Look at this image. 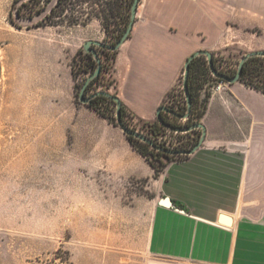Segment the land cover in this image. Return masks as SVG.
<instances>
[{
  "label": "rangeland",
  "instance_id": "1",
  "mask_svg": "<svg viewBox=\"0 0 264 264\" xmlns=\"http://www.w3.org/2000/svg\"><path fill=\"white\" fill-rule=\"evenodd\" d=\"M126 1L0 0V264H190L148 252L163 169L152 178L136 176L110 161V124L119 128L116 108L99 102L93 109L78 98L92 74L79 56L83 41L114 44ZM107 2L116 10L107 11L106 33L94 15L108 9ZM17 8L26 17L43 12L22 20ZM47 46L55 55L43 60L37 52ZM247 53L217 55L216 68L233 76ZM102 58L101 78L85 97L114 93L113 58ZM259 67L264 70V61ZM210 76L201 99L212 92L216 79ZM125 120L128 129L174 150L189 149L198 136L188 134V140L130 112ZM143 158L158 169L166 163L154 153Z\"/></svg>",
  "mask_w": 264,
  "mask_h": 264
},
{
  "label": "crops",
  "instance_id": "2",
  "mask_svg": "<svg viewBox=\"0 0 264 264\" xmlns=\"http://www.w3.org/2000/svg\"><path fill=\"white\" fill-rule=\"evenodd\" d=\"M55 50L37 53L45 60ZM198 51H264V0H140L113 62V92L136 120L156 122ZM210 83L202 146L168 162L156 180L148 252L190 264H264V94ZM110 161L136 176L154 174L111 124Z\"/></svg>",
  "mask_w": 264,
  "mask_h": 264
},
{
  "label": "trees",
  "instance_id": "3",
  "mask_svg": "<svg viewBox=\"0 0 264 264\" xmlns=\"http://www.w3.org/2000/svg\"><path fill=\"white\" fill-rule=\"evenodd\" d=\"M59 1L60 0H57V2H59ZM132 2H133V0H127L126 1V6H125V8L127 10L126 20H125V22L123 24V27L119 30L117 36L115 37L116 38V42L121 38V36L123 35L124 31L126 30V28L128 26L129 16H130V8H131ZM107 3L108 4H106V5L109 6L108 9H102L100 11V13L94 15V17H96L98 19H101L103 30L106 33L109 31V24H108L109 15H108L107 11L110 12V10H112V11L116 10V5L110 7V2H107ZM22 6H25V5L23 4ZM42 12H43V9H40V10L36 11L35 14L31 13V14H29V16L26 17V15L23 14L22 9L17 8L15 10L14 14H15V16L18 19L24 20V19H32L34 15H39ZM51 12H53V10H51ZM44 18H48V16L46 15ZM49 25L50 26H57L58 24H49ZM98 54H99V59H100V63H101L100 73L89 84V86H91L93 84H96L98 82V80L101 78V75H102L103 69H104L102 55L112 56L113 62H114L115 56L117 54V51L109 52V51H107L105 49H98ZM79 56L82 57L83 60H86L88 62V64L92 68V73H93L95 68H96V63L93 60L92 56L90 54H84L82 50L79 51ZM212 60H213L214 67L216 68V58H215L214 55L212 57ZM263 61H264V58H262V57L250 58L248 61H246L244 63V66H243L241 79H240V81L243 82L246 87L256 89V90L260 91L262 94H264V70L261 69L259 66H260V64H262ZM210 74L211 73L209 71L208 63H207V60H206L205 57H203V56L197 57V58L193 59L190 62V64H189V75H188V80H187V89H188V93H189L190 98H191V109H190V115H189V117L187 119V121H188L187 125L185 124L183 126H190V125H193V124H199L201 119H202V117L204 116L210 94L206 93L204 98L201 99L200 95H199V91L202 90V88H203V86L205 84L204 81H205L206 77H211ZM182 80H183V78H182ZM101 92H103V91H101ZM106 93H108V92H106ZM108 94L110 96H112V97H117L115 93H108ZM172 95H173V93H170L168 98L170 96H172ZM99 102L109 103L110 105H113L116 108L115 102H113L112 100H109V99H107L105 97H96V98H94L90 102V104H88V106L90 108L94 109ZM120 103H121L120 120H121L122 124L126 128H128L125 118H126V116H127L129 111L122 104L121 101H120ZM162 106L167 107L169 110L173 111L176 114H184L185 111H186V105H185V106H183V108H181L180 112H175L173 109H171L168 106L167 101ZM160 118H161L162 124H160L157 121V122H154L153 125L159 126V127L161 126V128H164V126L175 127V126H173L172 121H174V120L178 121L179 120V119L171 116L170 114L164 113V112H162L160 114ZM115 121H116V118H115ZM110 123H112V122L110 121ZM112 124L116 125L115 122L112 123ZM178 127H181V126H178ZM194 132H197L198 136H197L196 140H193L194 143H192L191 146H189V149H191L198 142V140L200 138V135H201V131H199V130L192 131L190 133H194ZM190 133H187V134H190ZM127 139L130 142V144L132 145V147L142 157H145L147 160H148V155H151V153H154L158 157H164L166 159V163L160 164L161 165V169H158L154 165V163H152V162H150L148 160L149 164L151 165V167L155 171V175H157L160 171H162V169L165 168V166H166V164L168 162H170V161H172V160H174L176 158L180 159L182 157H186V156H167V155H164V154H162L160 152H157L156 150L152 149L149 145H147L145 143H142L139 140H136V139H134L132 137H127ZM182 150H188V149H182Z\"/></svg>",
  "mask_w": 264,
  "mask_h": 264
},
{
  "label": "water",
  "instance_id": "4",
  "mask_svg": "<svg viewBox=\"0 0 264 264\" xmlns=\"http://www.w3.org/2000/svg\"><path fill=\"white\" fill-rule=\"evenodd\" d=\"M139 1L140 0H133V2L131 4V8H130V16H129L128 26H127L126 30L124 31L123 35L121 36V38L115 44L108 45V44H104V43L96 42V41H87L83 44V46H82L83 53L84 54H90L92 56L93 60L96 63V68H95L94 72L92 74H90L86 78L85 82L83 83L82 88H81L80 93H79V97H78L79 102L88 105L96 97H105L109 100H112L116 104L115 117H116L117 126L120 128V130L123 132V134L126 137H132L136 140H139L140 142L149 145L152 149L156 150L157 152H160V153L167 155V156H190V155L194 154L202 146V144L205 140L206 130L201 123L193 124L190 126H181V127H169V126L163 125L164 128L169 129L171 131H174L176 133H181V134H187V133H190V132L196 131V130L201 131V135H200L198 142L191 149H188V150H172V149H168V148H165L163 146H160V145L154 143L147 136H144L138 132H135V131H132V130L126 128L120 120L121 103L117 97H112L108 93L101 92V91H98V92H96V93H94L88 97L84 96V94L86 93V89L89 86V84L100 73L101 63H100V59H99L98 49H105L109 52H115L129 38V35L132 31V28H133V25L135 22V17H136V12H137ZM201 56L206 58L209 71L215 79L223 81L228 85H232V84L240 82L244 63L246 61H248L250 58H256V57L264 58V51H255V52H250V53L245 54L241 58V60L239 61L237 71L233 76H228V75L222 74L216 70V68L214 67V64H213V60H212L213 55L211 53L206 52V51H198V52H195L194 54H192L185 62L183 80H182V89H183V93L185 95V100H186V111L184 114H176L173 111L169 110L167 107L162 106V107L158 108V110L156 111V119L160 124H162V121L160 118V114L162 112L168 113L171 116H173L179 120L188 119V117L190 115V109H191V98H190V95H189L188 89H187V80H188V75H189V64L193 59H195L197 57H201Z\"/></svg>",
  "mask_w": 264,
  "mask_h": 264
},
{
  "label": "built area",
  "instance_id": "5",
  "mask_svg": "<svg viewBox=\"0 0 264 264\" xmlns=\"http://www.w3.org/2000/svg\"><path fill=\"white\" fill-rule=\"evenodd\" d=\"M216 70H217L218 72H220V68H219L218 66H217ZM220 73H221V72H220ZM222 74H223V73H222ZM225 75H227V74H225ZM216 80H217V79H216ZM217 82H218V87H217V89H219L220 86H221V85H224V83H225V82L220 81V80H217ZM181 93H182V96H181ZM179 97H180V98H179ZM167 104H168V106H169L171 109H173L175 112H180L181 108H182L183 106L186 105L185 95H184V93H183V89H182V86H181V85L179 86V88H178L176 91L173 92V95L170 96V97L167 99ZM179 121H187V119L179 120ZM165 129H166V128H165ZM166 130H169V129H166ZM169 131H171V130H169ZM171 132H173L174 135H181V136L184 135V136H186V138L189 140L188 134L176 133V132H174V131H171ZM190 134H192V133H190ZM151 140H152V139H151ZM152 141H153V140H152ZM153 142H154V141H153ZM154 143H156V142H154ZM192 143H194L193 140H192ZM192 143H191V144H192ZM156 144H158V143H156ZM158 145H160V144H158ZM160 146H163V145H160ZM163 147H165V146H163ZM165 148L171 149V148H169V147H165ZM172 150H174V149H172Z\"/></svg>",
  "mask_w": 264,
  "mask_h": 264
},
{
  "label": "bare ground",
  "instance_id": "6",
  "mask_svg": "<svg viewBox=\"0 0 264 264\" xmlns=\"http://www.w3.org/2000/svg\"><path fill=\"white\" fill-rule=\"evenodd\" d=\"M5 80V79H4Z\"/></svg>",
  "mask_w": 264,
  "mask_h": 264
}]
</instances>
